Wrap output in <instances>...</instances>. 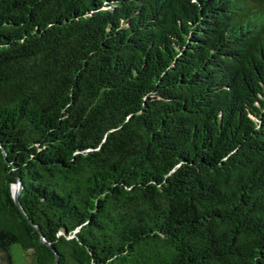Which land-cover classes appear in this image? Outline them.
Segmentation results:
<instances>
[{"label": "trees", "instance_id": "16d2710c", "mask_svg": "<svg viewBox=\"0 0 264 264\" xmlns=\"http://www.w3.org/2000/svg\"><path fill=\"white\" fill-rule=\"evenodd\" d=\"M14 247L264 264V0H0V264Z\"/></svg>", "mask_w": 264, "mask_h": 264}, {"label": "rangeland", "instance_id": "374dc122", "mask_svg": "<svg viewBox=\"0 0 264 264\" xmlns=\"http://www.w3.org/2000/svg\"><path fill=\"white\" fill-rule=\"evenodd\" d=\"M11 253H12L13 260L15 262L16 261L18 262V258H19V260L23 264H36L32 251L29 249L21 251L20 249L14 247L12 248Z\"/></svg>", "mask_w": 264, "mask_h": 264}, {"label": "water", "instance_id": "95a60500", "mask_svg": "<svg viewBox=\"0 0 264 264\" xmlns=\"http://www.w3.org/2000/svg\"><path fill=\"white\" fill-rule=\"evenodd\" d=\"M18 193H19V185L17 184V186H16V190L15 191H13V200H14V202H15V204L20 208V205H19V202H18ZM21 209V208H20ZM35 227L37 228V230H39L38 229V227L35 225ZM41 240L44 242V243H46L45 242V240L43 239V237L41 236ZM47 244V243H46ZM57 256V255H56ZM58 257V256H57ZM56 257V258H57Z\"/></svg>", "mask_w": 264, "mask_h": 264}, {"label": "bare ground", "instance_id": "6f19581e", "mask_svg": "<svg viewBox=\"0 0 264 264\" xmlns=\"http://www.w3.org/2000/svg\"><path fill=\"white\" fill-rule=\"evenodd\" d=\"M12 188H13V191H15V190H16V186H15V185H13V187H12Z\"/></svg>", "mask_w": 264, "mask_h": 264}]
</instances>
